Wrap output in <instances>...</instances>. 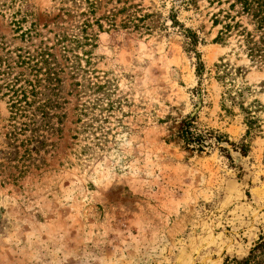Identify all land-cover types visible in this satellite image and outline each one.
I'll return each instance as SVG.
<instances>
[{"label": "rangeland", "instance_id": "obj_1", "mask_svg": "<svg viewBox=\"0 0 264 264\" xmlns=\"http://www.w3.org/2000/svg\"><path fill=\"white\" fill-rule=\"evenodd\" d=\"M194 1L0 0V56L28 61L9 78L37 74L30 109L48 105L13 120L0 92V264H223L264 232V63L235 32L214 42L229 3ZM172 17L199 36V76ZM218 63L262 104L259 131L221 108ZM187 116L227 134L231 160L184 149Z\"/></svg>", "mask_w": 264, "mask_h": 264}, {"label": "trees", "instance_id": "obj_2", "mask_svg": "<svg viewBox=\"0 0 264 264\" xmlns=\"http://www.w3.org/2000/svg\"><path fill=\"white\" fill-rule=\"evenodd\" d=\"M181 4L190 5L195 3L194 0H179ZM209 2H216L221 4L222 0H209ZM224 3H229L228 10H220L217 14H213L212 23L213 26L219 24L222 28L219 29L218 34L214 38V42H222L225 37H229L232 32L236 33L239 37V42L244 46V51L252 59V61L264 63V0H224ZM239 6L240 12L243 14H250L254 20L255 31L261 32L259 39L256 40L254 35L248 31L245 26H243L239 20H236L234 15H231L230 11L234 7ZM223 13V14H222ZM222 14V18L219 15ZM147 14L140 15L136 17L138 22L143 23ZM173 26H179L181 28V33L186 39L185 48L187 51H192L195 54V64H196V74L199 76L204 70V65L200 59V53L195 49L199 41V36L195 31L190 28L184 27L175 17H172ZM127 21L123 23L124 27L128 25ZM140 25L134 24V27H139ZM48 53L43 51L41 55L40 62L42 64H47ZM17 59L11 57L0 56V65L4 64L3 68H0V75H3V83L0 84V92L2 97H7V104L9 108V113H11V119L16 120L19 117L24 116L23 114L33 113L39 110L42 114L44 113L45 107L48 105L46 102L39 103L33 107L37 101V95L41 92L38 91V86L40 84V79L37 74H35L36 83L31 81L26 82L25 79H20L19 77H11V70L14 67L12 63L20 66L28 63L26 57L18 54ZM39 64L32 65L33 67ZM32 67V68H33ZM215 67V78L224 87L221 94V108L225 111L227 115H234V108L237 107L240 113L243 115L244 124L246 125V135L254 131H259L260 128V115L262 104L257 99H252L247 101L245 99L244 90H248L243 85H237L234 81L237 69H232L228 66V63H218L214 65ZM47 68V67H45ZM42 66L34 68V71L40 72ZM46 76L48 80H53L54 72L50 71L48 67L46 70ZM10 79V80H8ZM19 82H22L18 84ZM51 83V82H50ZM49 101V100H48ZM43 109V110H42ZM27 116V115H25ZM195 116H187L181 121V124L175 134L178 143L181 146L192 152H208L212 148H217L220 152H223L225 156L231 160L228 150L222 144L233 145L229 141L227 134L220 132L215 129H205L204 131L199 130L195 125ZM31 119V118H29ZM246 147L244 144L240 146V151L242 154L246 153ZM223 264H264V232L261 233L257 240L254 241L252 246L249 248L248 252L242 257H225Z\"/></svg>", "mask_w": 264, "mask_h": 264}]
</instances>
